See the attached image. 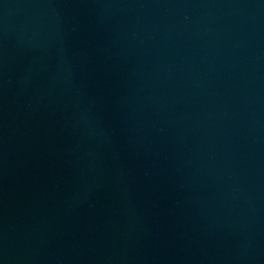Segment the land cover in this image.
Segmentation results:
<instances>
[{"label":"water","instance_id":"1","mask_svg":"<svg viewBox=\"0 0 264 264\" xmlns=\"http://www.w3.org/2000/svg\"><path fill=\"white\" fill-rule=\"evenodd\" d=\"M0 264H264V0H0Z\"/></svg>","mask_w":264,"mask_h":264}]
</instances>
